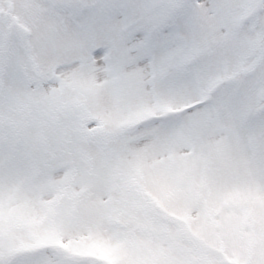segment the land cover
<instances>
[{
	"label": "snow or ice",
	"instance_id": "obj_1",
	"mask_svg": "<svg viewBox=\"0 0 264 264\" xmlns=\"http://www.w3.org/2000/svg\"><path fill=\"white\" fill-rule=\"evenodd\" d=\"M0 264H264V0H0Z\"/></svg>",
	"mask_w": 264,
	"mask_h": 264
}]
</instances>
